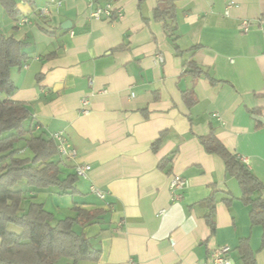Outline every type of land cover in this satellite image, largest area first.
I'll use <instances>...</instances> for the list:
<instances>
[{"label": "crops", "instance_id": "crops-1", "mask_svg": "<svg viewBox=\"0 0 264 264\" xmlns=\"http://www.w3.org/2000/svg\"><path fill=\"white\" fill-rule=\"evenodd\" d=\"M157 1L93 0L90 7L88 0H17V19L0 5V32L24 42L26 55L10 72L14 92L2 98L27 107L34 135L62 133L75 150L73 159L58 157L62 177L78 164L91 168L74 196L16 188L55 220L75 217L74 208L102 211L74 227L99 251L96 261L77 264H211L208 254L218 246L230 247L231 264H242L240 238L264 264L262 228L251 225V208L223 161L200 142L212 131L264 184V0H177L174 24L153 18ZM108 3L121 18L89 17ZM243 22L251 24L247 32ZM186 61L204 71L195 82L184 74ZM186 90L196 105L184 103ZM163 159L169 163L160 168ZM172 176L188 182L179 201L168 189ZM212 194L211 235L205 217Z\"/></svg>", "mask_w": 264, "mask_h": 264}, {"label": "trees", "instance_id": "trees-1", "mask_svg": "<svg viewBox=\"0 0 264 264\" xmlns=\"http://www.w3.org/2000/svg\"><path fill=\"white\" fill-rule=\"evenodd\" d=\"M176 1L158 0L153 18L174 24ZM0 5L10 19L18 18L17 0H0ZM24 46V42L5 37L0 32V264H56L61 259H69L72 264L96 261L99 251H90L88 239L76 233L74 227L95 222L102 214L101 210L74 208L75 217L55 220L42 203L32 197L26 198V194L16 188L19 183H24L34 190L55 189L60 196L79 193L75 174L61 176L55 141L51 137L34 135L27 123L30 112L23 103L2 98V95L11 96L15 90L10 72L26 63ZM183 67L184 74L191 76L193 82L204 74L193 61H186ZM209 81L216 83L212 78ZM182 99L188 107L197 103L191 90L183 91ZM200 142L207 153L217 155L223 161L225 175L237 181L241 202L251 208V225L262 228L261 250H264V184L238 156L224 147L212 131L201 137ZM159 143L157 140L152 144L153 151L157 150ZM168 163V159H163L159 166L164 168ZM231 200L224 199L226 204ZM206 203L209 213L205 220L212 235L215 232L212 220L215 194ZM236 251L242 264H256L247 239L238 240Z\"/></svg>", "mask_w": 264, "mask_h": 264}, {"label": "built area", "instance_id": "built-area-1", "mask_svg": "<svg viewBox=\"0 0 264 264\" xmlns=\"http://www.w3.org/2000/svg\"><path fill=\"white\" fill-rule=\"evenodd\" d=\"M55 1V0H52ZM88 3L90 7L93 5V0H88ZM59 4V3H58ZM46 10H43L45 13ZM89 17L95 20L105 19V20H118L121 18V12L120 10H116L112 4L108 3L105 6H96L94 7L90 13ZM28 20L26 18H22L20 20L21 24L27 23ZM249 22H243L241 29L242 32H247L250 28ZM156 60L158 62H162L163 59L160 55L156 56ZM89 105V101L87 99H83L81 101V111L87 112V108ZM57 145V151L58 154L66 159H73L76 156V152L74 149L70 147V145L67 143L65 138L63 137L62 133H55L50 136ZM90 167L86 164H78L74 168V173L77 176V178L80 179H87L88 173L90 172ZM188 186V182L186 179L182 178L181 176H172L168 182V189L170 192V196L172 198V201H179L182 198V191ZM90 193L95 195L98 199L104 198V193L96 188L95 186L90 187ZM164 211H160L159 214H163ZM231 249L228 246H218L215 247L213 250L210 251L208 254V260L211 262V264H231V260L229 258V253Z\"/></svg>", "mask_w": 264, "mask_h": 264}, {"label": "rangeland", "instance_id": "rangeland-1", "mask_svg": "<svg viewBox=\"0 0 264 264\" xmlns=\"http://www.w3.org/2000/svg\"><path fill=\"white\" fill-rule=\"evenodd\" d=\"M11 228L18 231V229H16V228H13V227H11ZM62 262H64V260H62ZM56 264H64V263H56Z\"/></svg>", "mask_w": 264, "mask_h": 264}, {"label": "water", "instance_id": "water-1", "mask_svg": "<svg viewBox=\"0 0 264 264\" xmlns=\"http://www.w3.org/2000/svg\"><path fill=\"white\" fill-rule=\"evenodd\" d=\"M68 26V24L67 23H65L64 25H63V28H65V27H67Z\"/></svg>", "mask_w": 264, "mask_h": 264}]
</instances>
